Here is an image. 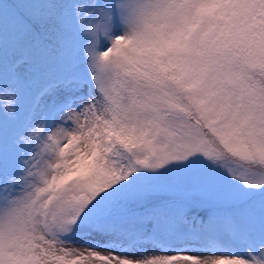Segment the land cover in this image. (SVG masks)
Returning <instances> with one entry per match:
<instances>
[{
	"label": "snow or ice",
	"instance_id": "obj_1",
	"mask_svg": "<svg viewBox=\"0 0 264 264\" xmlns=\"http://www.w3.org/2000/svg\"><path fill=\"white\" fill-rule=\"evenodd\" d=\"M0 264H264V0H0Z\"/></svg>",
	"mask_w": 264,
	"mask_h": 264
}]
</instances>
